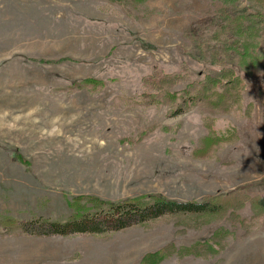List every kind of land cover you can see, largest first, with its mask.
Instances as JSON below:
<instances>
[{"label":"rangeland","instance_id":"rangeland-1","mask_svg":"<svg viewBox=\"0 0 264 264\" xmlns=\"http://www.w3.org/2000/svg\"><path fill=\"white\" fill-rule=\"evenodd\" d=\"M134 1L0 0V215L61 218L79 194L190 202L239 185L264 194V58L243 73L242 107L214 117V134L237 138L196 156L211 136L204 113L151 105L142 82L155 67L183 76L176 89L201 77L184 30H214L217 2ZM237 216L199 228L162 217L104 236L14 232L0 236V264H140L215 232V250L158 264H264V215L246 204Z\"/></svg>","mask_w":264,"mask_h":264},{"label":"trees","instance_id":"trees-1","mask_svg":"<svg viewBox=\"0 0 264 264\" xmlns=\"http://www.w3.org/2000/svg\"><path fill=\"white\" fill-rule=\"evenodd\" d=\"M213 1L217 2L215 29L209 31L189 27L184 30L202 66L201 77L176 89L182 83L183 76L179 73H165L155 67L142 82L146 88L144 96L151 105L167 104L170 113L175 116L196 107L204 113L203 122L211 136L204 138L202 148L194 150L199 157L204 155L209 146L237 138L234 130H230L227 136L214 134V117L242 107L246 88L243 73L251 72L259 60L264 58V0H247V7L240 6L243 0ZM85 83L96 85L97 82L87 79ZM252 107L253 103H249L246 112L250 113ZM262 131L264 133V110ZM15 156L26 163L20 153L17 152ZM248 188V185H239L230 191L190 202L170 199L160 193L119 200L79 194L68 199L71 212L61 218L35 215L31 220L23 222L10 214L0 215V236L14 232L39 237L68 236L74 233L104 236L130 226L154 222L162 217L176 219L178 225H185L186 228H199L224 218L238 219L237 211L246 204H250L254 218L263 216L264 194L252 196ZM217 236L218 232H215L208 240L191 246L176 248L168 245L143 256L140 264H158L174 253L184 257L197 254L200 249L213 251V242L218 243L215 240Z\"/></svg>","mask_w":264,"mask_h":264}]
</instances>
